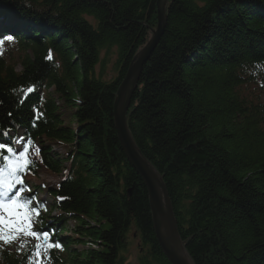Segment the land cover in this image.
<instances>
[{
    "label": "trees",
    "instance_id": "obj_1",
    "mask_svg": "<svg viewBox=\"0 0 264 264\" xmlns=\"http://www.w3.org/2000/svg\"><path fill=\"white\" fill-rule=\"evenodd\" d=\"M155 2L0 0L14 39L0 56V140L25 126L39 149L21 175L58 212L37 207L62 246L49 264H122L129 231L138 264H170L113 120L116 90L156 25ZM165 7L129 99V133L162 178L194 264H264V0ZM30 86L40 91L28 96ZM39 164L59 185L44 187ZM13 242H0V264H31L34 244Z\"/></svg>",
    "mask_w": 264,
    "mask_h": 264
},
{
    "label": "water",
    "instance_id": "obj_2",
    "mask_svg": "<svg viewBox=\"0 0 264 264\" xmlns=\"http://www.w3.org/2000/svg\"><path fill=\"white\" fill-rule=\"evenodd\" d=\"M166 0H156V26L152 37L133 57L120 82L113 102V120L120 147L129 164L141 178L147 192L148 205L156 241L170 264H194L182 242L170 199L161 176L142 156L129 133L126 113L137 76L163 32L166 20Z\"/></svg>",
    "mask_w": 264,
    "mask_h": 264
},
{
    "label": "snow or ice",
    "instance_id": "obj_3",
    "mask_svg": "<svg viewBox=\"0 0 264 264\" xmlns=\"http://www.w3.org/2000/svg\"><path fill=\"white\" fill-rule=\"evenodd\" d=\"M12 39L11 35L0 39V46L5 40L11 41ZM33 90L32 87L27 89L29 93ZM0 148H4V145L0 144ZM28 151L27 146L22 151L8 147L7 152L11 155L0 157L5 161L3 166H0V242L11 243L17 239L18 234H23L26 237L37 239L42 237L48 249H60L61 244L49 242L48 231L34 229L32 216L39 215V209L34 207L30 197L24 196L21 190H15L17 185L24 183L21 173L33 163L28 157ZM36 152L39 153L38 148ZM43 246L37 244L35 247L40 249ZM36 255H40L39 251Z\"/></svg>",
    "mask_w": 264,
    "mask_h": 264
},
{
    "label": "rangeland",
    "instance_id": "obj_4",
    "mask_svg": "<svg viewBox=\"0 0 264 264\" xmlns=\"http://www.w3.org/2000/svg\"><path fill=\"white\" fill-rule=\"evenodd\" d=\"M154 29H155V27L153 29L148 30L147 40H149L152 37V30H154ZM2 46L4 47V44ZM110 68H111L110 64H107L106 77L110 76L108 74L110 72ZM49 91H50V89H49ZM132 93H133V91H132ZM126 123H127V120H126ZM55 150L63 151V149L61 147H60V149L55 147ZM40 177L45 179V180H47L48 182H52V181L55 180L53 178V176H50L48 172L45 173L44 171H41ZM55 214H56L55 212L52 213V215H55ZM67 224H68V222H67ZM64 234L67 235L66 233H64ZM20 236L25 238V239H28V240L32 239V237H26L23 234H21ZM126 240H127V244H126V250L123 251V255H124L123 257L124 258H123V263L122 264H138V250L140 248L139 241H138V239H135V238L132 237L130 231L126 234Z\"/></svg>",
    "mask_w": 264,
    "mask_h": 264
},
{
    "label": "bare ground",
    "instance_id": "obj_5",
    "mask_svg": "<svg viewBox=\"0 0 264 264\" xmlns=\"http://www.w3.org/2000/svg\"><path fill=\"white\" fill-rule=\"evenodd\" d=\"M4 11H2L1 9H0V13H3ZM22 22V21H21ZM2 28H4V25H3V21L2 20H0V29H2ZM13 42H14V39H12L11 41H8V40H5L4 41V43L5 44H7V45H12L13 44ZM37 90H39V89H37V88H34V90L32 91V93H35ZM0 142H2L3 144H4V146L6 147V152H7V148L8 147H12V148H15L14 147V142L12 141V140H9V141H0ZM15 149H17V148H15ZM0 161H1V159H0Z\"/></svg>",
    "mask_w": 264,
    "mask_h": 264
}]
</instances>
